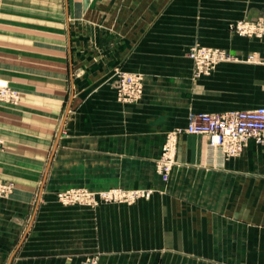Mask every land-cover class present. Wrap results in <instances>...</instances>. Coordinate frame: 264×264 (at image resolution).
<instances>
[{
    "label": "crops",
    "instance_id": "1",
    "mask_svg": "<svg viewBox=\"0 0 264 264\" xmlns=\"http://www.w3.org/2000/svg\"><path fill=\"white\" fill-rule=\"evenodd\" d=\"M261 16L262 0H1L0 78L21 99L0 104V180L14 184L0 199V264H81L96 246L95 218L57 212V190L148 185L175 197L138 204L129 238L172 246L98 264H264V142L219 160L205 135L182 133L168 185L154 171L191 113L264 106V38L227 30ZM196 44L238 60L195 79ZM115 67L141 75L138 101L118 102Z\"/></svg>",
    "mask_w": 264,
    "mask_h": 264
},
{
    "label": "rangeland",
    "instance_id": "2",
    "mask_svg": "<svg viewBox=\"0 0 264 264\" xmlns=\"http://www.w3.org/2000/svg\"><path fill=\"white\" fill-rule=\"evenodd\" d=\"M248 1V0H247ZM264 4V0H262ZM1 4V0H0ZM237 22H244V23H256L257 30H255L253 33H247L242 34L236 28L231 29L229 28L230 23H237ZM227 30L232 35L241 36L245 38H264V17H258L254 19H233L230 20L227 23ZM200 45V44H198ZM219 48V47H217ZM222 49V48H220ZM224 50V49H223ZM226 51V50H225ZM227 52V51H226ZM229 53V52H228ZM234 58L229 61H236L238 60L236 56L229 53ZM251 59V58H249ZM253 60V58L251 59ZM222 62H228V61H222ZM221 63V62H219ZM218 63V64H219ZM217 64V65H218ZM217 65L208 73L207 75H202L200 77H194L195 79L209 76L217 67ZM0 83L4 84L6 82V88L0 89V104L6 105V106H15L20 102L21 94L20 92L10 86L9 82L4 79L0 78ZM113 85H114V77H113ZM115 87V86H114ZM115 89V88H114ZM117 99V98H116ZM119 102V101H118ZM122 103V102H120ZM122 104H129V103H122ZM177 142L176 141V150L174 153V162L172 164L171 170L168 174V179H163V174L159 170V160L161 153L158 158L154 160V171L155 173L160 177L163 184L168 185V180L170 178V175L172 173V169L176 165V154H177ZM51 149V143L49 142L46 146L47 154L49 153ZM44 161V160H43ZM43 164L40 165L42 168ZM112 188H117L119 191L118 195L114 196L111 200H105L104 198L100 197V194L107 192L108 190ZM147 189L150 192V195L148 197L138 195L129 197L131 191L136 190H142ZM14 192V184L11 181H2L0 180V199H8ZM76 192H79L80 195H77ZM76 193V194H75ZM60 196H72V199L69 198L68 201H63L60 199ZM161 196H169V197H175L172 192H169L168 190H157L155 187L148 185L146 187H122V186H112L107 187L103 189H89L87 187L82 186H74V187H67L64 189L57 190L53 194L54 201L56 202L57 206V212H60L62 210H70L71 214H83L86 216H91L94 220L91 223H87V228H90L92 230H96V237L94 240H91L95 243L96 246L86 254L84 260L81 264H83L86 260H90L93 262V264H98L99 257L101 255H107V254H135V255H142L150 250L158 249L161 247H164L165 245L172 246L171 242L173 240L166 239V238H159L157 235V232H150L151 236L150 238H141V240L137 238H129V216L132 217L135 215L132 210H137V205L152 201L153 199H156V197ZM64 208V209H63ZM28 214L25 218V221L23 223V226L19 232V235H21L26 227V222L28 221L33 207L31 206L28 208ZM148 210L146 213H152L155 210L153 208H145ZM45 213V212H43ZM142 214V213H140ZM139 214V215H140ZM131 218V220H133ZM264 225V224H263ZM88 230V229H87ZM18 239H15V245ZM90 241V242H91ZM129 241L131 245H129ZM183 242H188V240H182ZM9 242V241H8ZM139 242L137 245L136 243ZM89 240H87V248H89ZM92 247V246H91ZM8 248V245H7ZM8 250V249H7Z\"/></svg>",
    "mask_w": 264,
    "mask_h": 264
},
{
    "label": "built area",
    "instance_id": "3",
    "mask_svg": "<svg viewBox=\"0 0 264 264\" xmlns=\"http://www.w3.org/2000/svg\"><path fill=\"white\" fill-rule=\"evenodd\" d=\"M257 25L256 23L237 22L230 23L228 27L236 28L240 33L247 34L257 30ZM187 55L193 62L194 77L207 75L219 62L234 58L223 49L198 44L191 46ZM113 77L115 94L119 102L134 103L141 98L143 81L140 74L115 67ZM4 88H6V82L0 85V89ZM182 133L205 135L207 138L206 151L210 156L226 160L239 155L249 142L257 145L264 142V106L248 110L191 113L185 127L176 128L166 134L159 160V170L165 180L168 179L174 162L177 138ZM119 191L117 188H112L100 194V197L111 200L118 195ZM76 193L80 195L79 192ZM138 195L148 197L150 192L147 189L132 190L129 197ZM69 198L72 199V196H60V199L65 202ZM93 262L86 260L83 264H93Z\"/></svg>",
    "mask_w": 264,
    "mask_h": 264
},
{
    "label": "bare ground",
    "instance_id": "4",
    "mask_svg": "<svg viewBox=\"0 0 264 264\" xmlns=\"http://www.w3.org/2000/svg\"><path fill=\"white\" fill-rule=\"evenodd\" d=\"M0 85H3V84L0 83Z\"/></svg>",
    "mask_w": 264,
    "mask_h": 264
}]
</instances>
